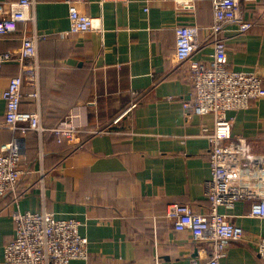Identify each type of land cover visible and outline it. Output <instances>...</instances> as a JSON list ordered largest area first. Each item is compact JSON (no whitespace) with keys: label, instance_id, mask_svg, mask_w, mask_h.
<instances>
[{"label":"crops","instance_id":"obj_1","mask_svg":"<svg viewBox=\"0 0 264 264\" xmlns=\"http://www.w3.org/2000/svg\"><path fill=\"white\" fill-rule=\"evenodd\" d=\"M15 1L0 0V12L7 13ZM35 1L34 21L0 36V52L16 51L23 34L46 36L37 46V84L30 80L32 70L23 76L21 110L39 109L46 128L72 125L103 133L80 147L58 143L49 131H12L4 124L2 93L21 70L15 61L0 66V149L15 138L26 144L20 197L0 198V264L17 210H46L79 221L89 256L70 264H208L210 244L194 242L189 231L176 232L164 213L170 203L196 212L210 204L206 134L214 128V116L184 111L180 99L193 91L189 69L173 59L175 27L195 24L201 42L195 57L209 61L210 0L197 1L194 10L174 0H85L79 10L100 17L103 31L71 37H63L69 29L64 0ZM239 11L252 26L245 32L233 24L225 28L224 62L231 70L259 74L264 86V0H243ZM31 93H38L37 99ZM227 118L232 140L242 138L251 153H264V98L228 111ZM249 210L245 201L219 209L244 235L229 244L221 264H264L255 247L256 239L264 238V218L248 216Z\"/></svg>","mask_w":264,"mask_h":264},{"label":"built area","instance_id":"obj_2","mask_svg":"<svg viewBox=\"0 0 264 264\" xmlns=\"http://www.w3.org/2000/svg\"><path fill=\"white\" fill-rule=\"evenodd\" d=\"M105 1L128 2L100 0V3ZM197 1L201 0H174L177 6L185 10H194ZM64 2L68 9L69 29L63 33V37L91 30L103 31L100 17L95 19L79 10L85 0ZM242 2L210 0L212 23L205 29L213 53L207 62L195 57L201 46L200 27L195 24L175 27L173 59L178 65H188L193 88L186 98L180 99L182 107L187 114L202 116L212 113L214 116V128L206 134L211 178L206 182L205 195L210 204L205 212H196L189 205L170 203L164 216L171 221L176 232L189 231L194 242L210 244L208 264H221L229 244L244 237L242 229L219 211L221 207L231 209L237 202L245 201L250 204L248 216L264 218V153H251L242 138L232 140L231 121L227 118L228 111L245 109L251 101L264 98L263 78L259 74L231 70L224 62L226 40L222 32L225 28L233 24L238 31L245 32L252 26L240 14ZM35 5V0L10 3L7 13L0 12V36L16 33L20 22L34 21ZM44 39L45 35L33 31L22 35L21 46L16 51L0 52V66L15 61L21 70L10 78L2 93L4 124L23 135L28 132L41 135L49 131L56 136L58 143L66 141L81 147L90 136L101 134L103 130H84L72 125L46 128L39 109L23 111L20 108L23 76L27 70H32L30 80L33 85L37 84V46ZM29 96L37 99L38 93ZM133 107L134 103L123 114ZM25 152L26 144L22 138L13 139L4 149H0V198L10 193L13 201L19 199L17 186L24 173L20 164ZM12 219L14 235L4 245L2 264H70L73 260H88V239L80 234V223L76 219H58L46 210L35 213L17 210L12 213ZM255 247L259 259L264 261V238L256 239Z\"/></svg>","mask_w":264,"mask_h":264},{"label":"trees","instance_id":"obj_3","mask_svg":"<svg viewBox=\"0 0 264 264\" xmlns=\"http://www.w3.org/2000/svg\"><path fill=\"white\" fill-rule=\"evenodd\" d=\"M54 126H56V125H54ZM54 126H52V127H54ZM51 134V133H50ZM84 136V135H83ZM64 142H62L61 144H63ZM65 145V144H64ZM60 158L59 157H55V160L56 161H58Z\"/></svg>","mask_w":264,"mask_h":264},{"label":"rangeland","instance_id":"obj_4","mask_svg":"<svg viewBox=\"0 0 264 264\" xmlns=\"http://www.w3.org/2000/svg\"><path fill=\"white\" fill-rule=\"evenodd\" d=\"M83 129H84V128H83ZM84 130H86V129H84ZM88 130H89V129H88ZM94 130H102V129H94ZM62 142H66V141H62ZM62 142H61V143H62ZM164 214H165V213H164Z\"/></svg>","mask_w":264,"mask_h":264}]
</instances>
